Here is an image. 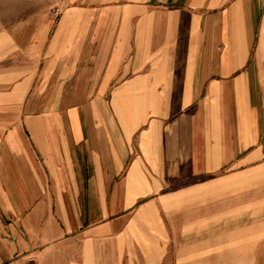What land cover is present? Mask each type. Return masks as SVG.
<instances>
[{"label":"crops","instance_id":"crops-1","mask_svg":"<svg viewBox=\"0 0 264 264\" xmlns=\"http://www.w3.org/2000/svg\"><path fill=\"white\" fill-rule=\"evenodd\" d=\"M0 29V264H255L264 0H67Z\"/></svg>","mask_w":264,"mask_h":264},{"label":"rangeland","instance_id":"rangeland-1","mask_svg":"<svg viewBox=\"0 0 264 264\" xmlns=\"http://www.w3.org/2000/svg\"><path fill=\"white\" fill-rule=\"evenodd\" d=\"M70 4L67 0H0V29L8 28L29 11H61ZM255 264H264V240L256 244Z\"/></svg>","mask_w":264,"mask_h":264},{"label":"built area","instance_id":"built-area-1","mask_svg":"<svg viewBox=\"0 0 264 264\" xmlns=\"http://www.w3.org/2000/svg\"><path fill=\"white\" fill-rule=\"evenodd\" d=\"M26 264H37V260L34 256H28Z\"/></svg>","mask_w":264,"mask_h":264}]
</instances>
